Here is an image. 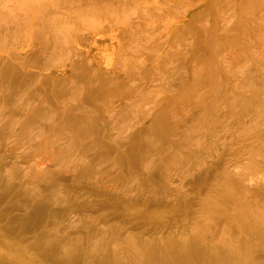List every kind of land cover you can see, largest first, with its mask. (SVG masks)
I'll use <instances>...</instances> for the list:
<instances>
[{
	"label": "rangeland",
	"instance_id": "rangeland-1",
	"mask_svg": "<svg viewBox=\"0 0 264 264\" xmlns=\"http://www.w3.org/2000/svg\"><path fill=\"white\" fill-rule=\"evenodd\" d=\"M91 1L99 13L77 21H31L32 53L25 60L6 61L11 44H0V178L10 187L12 202L24 194L35 206L72 208L69 217L80 218L68 233L73 240L98 242L122 261L126 257L114 245L117 237L131 235L138 247L141 242L163 246L171 234L182 240L207 198L214 203L205 218L208 238L227 229L221 213L234 214L236 202L264 207V197L244 187L246 175L264 174V0ZM96 28L109 29L118 41L110 70L104 64L94 70L89 58L78 53ZM0 38H5L2 31ZM23 38L17 35L15 42ZM129 47L132 52L126 54ZM215 52L221 65L213 61ZM63 65L74 68L57 77ZM98 72L110 88L99 87ZM152 78L159 88L138 110L121 108L124 95L148 81L155 85ZM5 89L24 98L4 100ZM185 94L193 99L184 100ZM104 99L115 104L107 106ZM94 142V149H85ZM148 152L151 172L149 162L140 158ZM125 154L127 160L121 161ZM136 171L141 174L137 180ZM42 175L47 180L37 184L35 178ZM260 187L264 191V184ZM108 188L120 189L115 198L136 209L125 214L108 207L102 192ZM173 190L171 213L154 217L144 210V205H160L155 194L171 197ZM54 194L59 203L51 199ZM44 213L35 211L33 219L42 220ZM249 214L246 219L254 223L257 214ZM74 246L79 248V242ZM252 256L264 264L260 254Z\"/></svg>",
	"mask_w": 264,
	"mask_h": 264
},
{
	"label": "bare ground",
	"instance_id": "bare-ground-1",
	"mask_svg": "<svg viewBox=\"0 0 264 264\" xmlns=\"http://www.w3.org/2000/svg\"><path fill=\"white\" fill-rule=\"evenodd\" d=\"M97 6L98 5L96 4V2H93L91 0L85 3H83V0H0V32L2 31V35H5V38H0V44L2 43L3 45L6 42L11 44V46H8L9 48L6 52V61L13 60L15 62H18L27 59L29 55H31L32 51L30 50V44L32 42V36H33V26H32L33 22L31 21H50L51 25L52 24L54 25L58 21H77L79 18L81 19L87 15L99 13L97 10L98 8ZM61 31L63 30H60L58 32ZM65 33H67V35H70L68 34L67 30ZM17 35H22L24 37L23 38L24 40L21 43L15 42ZM57 39L58 37L56 38V40ZM117 42H118L117 39L109 31V29L101 30L98 28L97 32L92 33V36L89 40L84 41V43L80 46L78 53H83L87 58H89V62L92 64L94 70L103 64L105 65L106 70L107 69L110 70L112 66V60L114 58L113 51L115 48H113V45L115 47ZM81 47H84L87 50L84 51L83 48ZM130 48L131 47H129V49H126L125 51L126 54H131L132 49ZM218 53L217 52L213 53L214 56L213 61L214 63L221 65V60L217 57L219 56ZM68 54L70 55L71 53L68 52ZM132 57H134L136 65H139L140 63L138 62L141 61V60L137 61V58L139 59V56L135 55ZM122 65L125 66L124 63H122ZM69 67L68 69L66 68V65H63L62 68L55 73V75H57V77L61 75L63 76L65 74L64 71L72 70L74 68V65H70ZM46 69H48V67ZM187 70L188 69H186V73H189ZM4 71L5 70L3 68L1 70L2 76L4 75L3 74ZM175 72L176 71H172V75ZM180 74L184 75L185 73L180 72L179 75ZM104 75H105L104 73H100V72L96 74V78L99 81L98 83L100 84L99 87L110 88L111 84L105 80ZM188 77L190 76H186L185 78L188 79ZM152 79H153L152 81L156 83L155 85L153 86L150 85L149 84L150 82L148 81L146 82L145 85L138 86L132 93H128L127 95H124L119 100L120 102L119 104H121V108L127 109L128 107L131 110L132 109L138 110L140 106L139 104H141V102L148 97V94H151V92L154 89L159 88V84L157 83L158 79L156 78H152ZM52 80L53 82L56 80V77H54V75L52 76ZM0 84H3V77L0 79ZM17 95L18 94L15 91H12L11 89H5V93L2 96L4 100H8V101L13 99L20 100L24 98V94L22 96H17ZM189 95L190 94H185L183 96V99L187 101H191L193 98H190ZM104 103L107 106H112L113 104H115V101L104 99ZM127 103H129L130 106ZM194 106L196 107V105ZM25 109L29 110L30 108L27 106L25 107ZM111 111L113 110L111 109ZM164 130L166 129H163V131ZM97 145L98 143L94 142L91 145L89 144L85 149H94L95 146ZM128 155L129 154H125L123 156L120 155L119 158L121 159V161H123L125 158L127 160ZM150 156L151 153L149 154L146 153L145 156L140 157L141 159L143 158L146 159L147 160L146 162H149L148 166H146V168H149L148 169L149 172H151L150 170H152L151 167L153 166V160L151 159L150 161L148 160ZM139 172L136 171L137 173L136 180L140 179L141 177V174ZM180 173L183 174L182 171ZM245 179L246 181L244 182V187L248 194L252 193L255 196L264 197V191L260 187L262 186V184H264V174L260 173L258 175H253V176L246 175ZM35 180L37 184H42L47 180V178L43 177L42 175L40 177H36ZM126 180L127 183L130 184L129 180L131 179H126ZM257 184L258 187L256 190L254 191L250 190V187L252 185H257ZM9 189L10 187L7 184H4L3 179L0 178V264H258L257 262L259 261V259L257 261L252 256L254 253L260 254V256L264 259V246H263L264 218L259 217L260 212L264 213V207H258L254 203L249 202L248 200L245 201L241 200L236 202L234 214H232V212L231 214L229 212L221 213V215L226 219L224 222L228 227L227 229L222 228L223 230L221 233L219 231L216 232V234H214L212 238H208L209 236L207 234H204V232L208 230L207 228L208 223H206L205 220V218L207 219L206 215L209 209L214 206L213 201L209 198L202 201L203 207L201 208V212L198 214V216L193 221V223L191 222L193 224L191 229H186L185 231H183L184 233L182 232L183 234L181 233L182 240H179L176 235L172 236L171 234V237H169V239L164 240L163 246L161 245L159 247L157 246L156 243L153 244L150 242L149 243L141 242L138 247L136 246V243L138 244V242L137 241L135 242L134 240L135 237L132 238L131 235L130 236L126 235L124 237L122 236V238L117 237L118 239L116 238V240L114 241V245L117 247L118 250H121L123 253H125V257H126V260L122 261L124 258L121 260V258L119 257L120 255L117 252L113 251L112 253H109L108 250L110 249H105L103 246H101L102 244H98V242L94 244L93 242L91 243V241L84 239L78 241L73 240L74 239L72 238L73 235L68 233L70 229L75 227L76 222H79L80 218H78L75 221L69 217V215L75 213V211L74 213H72L71 210L72 208L71 209L69 208L67 211L66 210L63 211L62 209L59 210L60 208L59 209L47 208L49 206L46 207H43L42 205L35 206L32 203L33 201L32 197L30 196L26 197L24 194H22L24 197L20 196L21 195L20 194L18 196L17 203L14 204L8 196L9 194L8 192H10ZM116 189L108 188V191L102 190V192L105 193V197H107L108 199L106 201L108 207L112 205L116 210H119L125 214L129 211L132 210L134 211L136 209L134 205L132 204L129 205V203L124 205L123 202L118 201L119 198L118 199L115 198L116 196L118 197L120 195L119 193L120 189L117 190ZM175 191L174 190L171 191L169 196H171L173 192L175 193ZM47 194H49V192H47ZM54 196L53 197L51 196L52 197L51 199L54 200L57 198L58 199L57 201L59 203L60 201L59 196L57 194H54ZM171 198L173 197L172 196L167 197L166 195L162 196L160 193L155 194L154 201H158V202L161 201L160 205L158 203V206H156V208L151 207V205L150 206L144 205L143 208L144 210L151 213L154 217L161 214H166V213L169 214L171 213V210L169 209L170 207L169 202H171L170 201ZM174 198H176V196H174ZM187 198L188 197H186V200ZM53 204L55 206L57 205L55 201ZM229 205L231 206V204ZM108 207L106 206V208ZM22 209H26V211L28 210L27 212L29 214H26L25 213L26 211ZM189 210L190 209H188V211ZM35 211L45 212L44 218L42 220L33 219ZM254 212L255 214H257V216H255L256 219L254 223H249V221L246 218L250 216L249 213L253 214ZM64 214H66L67 217L66 220L63 219V217H65L63 216ZM213 218L215 220V217ZM187 220L190 221V219ZM230 232H235V234L233 233V236H230L229 235ZM145 235L143 236L145 237ZM205 235H207L208 237ZM76 242H79V246H78L79 248H75L74 245ZM104 251H106V253Z\"/></svg>",
	"mask_w": 264,
	"mask_h": 264
}]
</instances>
